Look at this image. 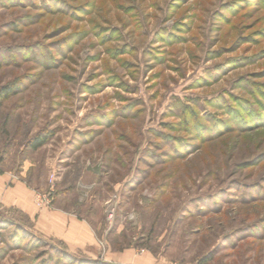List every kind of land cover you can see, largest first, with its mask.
Wrapping results in <instances>:
<instances>
[{"label": "rangeland", "instance_id": "rangeland-1", "mask_svg": "<svg viewBox=\"0 0 264 264\" xmlns=\"http://www.w3.org/2000/svg\"><path fill=\"white\" fill-rule=\"evenodd\" d=\"M2 86L1 164L100 256L264 264V0H0ZM0 212V264H112Z\"/></svg>", "mask_w": 264, "mask_h": 264}, {"label": "crops", "instance_id": "crops-1", "mask_svg": "<svg viewBox=\"0 0 264 264\" xmlns=\"http://www.w3.org/2000/svg\"><path fill=\"white\" fill-rule=\"evenodd\" d=\"M1 163L2 161H0V210L8 215L16 213L19 217L29 220L31 229L37 236L62 243L72 254L89 259L101 258L112 264L157 262L155 256L145 249L133 247L118 249L105 241L106 250L100 256L101 246L92 222L87 217L77 214L72 205L70 207L64 205L65 195L62 194H65V191L55 196L52 205L39 208L34 202L35 187L27 182L25 177L26 160L23 159L18 168Z\"/></svg>", "mask_w": 264, "mask_h": 264}, {"label": "trees", "instance_id": "trees-1", "mask_svg": "<svg viewBox=\"0 0 264 264\" xmlns=\"http://www.w3.org/2000/svg\"><path fill=\"white\" fill-rule=\"evenodd\" d=\"M11 94H12V89L9 86L0 87V100L6 99ZM47 139H48L47 137L35 136L28 141L27 145L33 150H36L42 145H44L47 142Z\"/></svg>", "mask_w": 264, "mask_h": 264}, {"label": "built area", "instance_id": "built-area-1", "mask_svg": "<svg viewBox=\"0 0 264 264\" xmlns=\"http://www.w3.org/2000/svg\"><path fill=\"white\" fill-rule=\"evenodd\" d=\"M49 195H50V192L47 194V193H35V196H34V201L35 203L38 205V206H42L44 204H48L49 203ZM108 219H112L113 217V207H111V205L108 206ZM164 264H182L180 262H177V261H169V262H165Z\"/></svg>", "mask_w": 264, "mask_h": 264}]
</instances>
